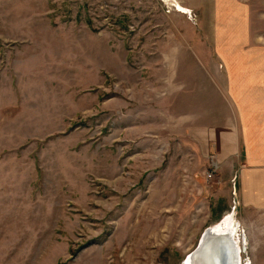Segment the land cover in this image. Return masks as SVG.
<instances>
[{"label":"rangeland","instance_id":"374dc122","mask_svg":"<svg viewBox=\"0 0 264 264\" xmlns=\"http://www.w3.org/2000/svg\"><path fill=\"white\" fill-rule=\"evenodd\" d=\"M174 1L0 0V264H186L224 222L264 264L184 133L178 55L212 28Z\"/></svg>","mask_w":264,"mask_h":264},{"label":"crops","instance_id":"0c3cea01","mask_svg":"<svg viewBox=\"0 0 264 264\" xmlns=\"http://www.w3.org/2000/svg\"><path fill=\"white\" fill-rule=\"evenodd\" d=\"M193 6L212 37H192L190 50L178 55L187 75L181 103L196 106L184 133L200 162L216 160L212 181L232 185L249 225L264 217V5L199 0Z\"/></svg>","mask_w":264,"mask_h":264},{"label":"bare ground","instance_id":"6f19581e","mask_svg":"<svg viewBox=\"0 0 264 264\" xmlns=\"http://www.w3.org/2000/svg\"><path fill=\"white\" fill-rule=\"evenodd\" d=\"M174 1V0H172ZM174 3L177 5V7L179 9H184L183 6L180 5V3H178L177 1H174ZM225 227L222 225H218V226H213V227H208L206 230L212 234V235H217L219 236V234L225 235L226 236V240L220 239L218 242L225 244L226 243V248H228L227 250V260H228V264H241V252H240V248H239V244L237 243V237H236V231L230 227H228V223L224 222ZM206 232V231H205ZM225 233V234H223ZM204 234V233H203ZM225 241V242H224ZM216 242V243H218ZM228 245V246H227ZM211 248L208 249V254L210 253V256L207 257L205 256V261L206 263L203 264H222L221 263V259H220V255L219 252L220 250H214V252H211ZM188 258H186V264H192L190 261V256H187ZM238 258V260H237ZM230 259V260H229ZM226 258L224 256L223 261H225ZM237 260V261H236ZM227 262V261H226Z\"/></svg>","mask_w":264,"mask_h":264},{"label":"water","instance_id":"95a60500","mask_svg":"<svg viewBox=\"0 0 264 264\" xmlns=\"http://www.w3.org/2000/svg\"><path fill=\"white\" fill-rule=\"evenodd\" d=\"M223 234H225V233H223ZM220 239L226 240L227 238L225 235H222V234H219V236L212 235L206 230V232H204V234L202 235L198 246L189 255L191 263L192 264L206 263L205 259H207V258L204 259V257L210 256V253H209V255H207L209 252L208 249L212 247L211 252H214L215 249L220 250L219 255H220L221 263L222 264H228V260H227L228 248H226V243L223 244V242L222 243L218 242ZM216 242H218V243H216ZM224 256L226 258L225 261H223ZM237 260H238V258H237Z\"/></svg>","mask_w":264,"mask_h":264},{"label":"built area","instance_id":"2783aa9c","mask_svg":"<svg viewBox=\"0 0 264 264\" xmlns=\"http://www.w3.org/2000/svg\"><path fill=\"white\" fill-rule=\"evenodd\" d=\"M218 169V164L216 161H213L212 163L209 164V169L207 171V175L209 178H212L214 174L216 173Z\"/></svg>","mask_w":264,"mask_h":264}]
</instances>
